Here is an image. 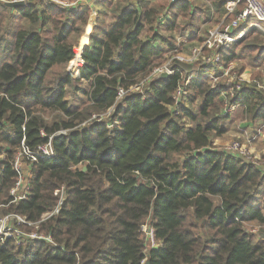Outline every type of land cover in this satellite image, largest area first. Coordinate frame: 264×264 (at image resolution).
I'll return each instance as SVG.
<instances>
[{
  "label": "trees",
  "instance_id": "16d2710c",
  "mask_svg": "<svg viewBox=\"0 0 264 264\" xmlns=\"http://www.w3.org/2000/svg\"><path fill=\"white\" fill-rule=\"evenodd\" d=\"M227 1L210 0L196 11L189 0H102L109 20L92 27L87 10L27 3L15 9L27 25L13 45L1 47L0 40V217L23 216L37 225L21 231L50 241L3 237L0 264H264V169L212 144L226 131L225 104L264 124V89L256 81L212 84L208 77L246 58L262 70L252 78L263 81L260 33L247 31L219 49L216 66L194 71L185 87L188 106L177 115L169 107L181 69L130 90L176 49L177 36L195 32L196 19L207 20L212 8L221 14ZM163 12L169 17L161 20ZM56 65L61 70L49 78ZM83 82L85 100L73 108L67 87L78 90ZM109 109L104 121L92 119ZM48 142L52 155L24 159L27 188L15 199V156ZM61 188L60 209L41 221ZM250 222L257 235L245 229ZM145 224L159 247L145 248Z\"/></svg>",
  "mask_w": 264,
  "mask_h": 264
},
{
  "label": "built area",
  "instance_id": "2783aa9c",
  "mask_svg": "<svg viewBox=\"0 0 264 264\" xmlns=\"http://www.w3.org/2000/svg\"><path fill=\"white\" fill-rule=\"evenodd\" d=\"M15 1V0H12ZM25 3H34L33 5H36L40 7L42 4V1L44 4L51 5H59L63 8H69L73 10H78V5L81 0L77 1H71V0H30V2H26V0H23ZM102 1V0H100ZM177 1H185V0H169L170 3H174ZM240 1H243L244 5L242 9H240L234 17L230 20L229 23L224 24L222 29H219V25H214L213 27L209 28L207 31V37L202 38V40L195 45L190 46L188 49L189 57L183 59L180 52H178L177 48L173 51H170L168 57H166L161 63L156 65L152 68L150 73L140 82V84L134 85L131 87L130 90H139L141 89V86L144 85V83L148 82L154 77H157L162 72H166L167 75H172L175 71L180 70L183 71V67L180 65V63H185L184 61H191L192 63L195 61H201L202 66H211L215 65L219 61V53L218 50L222 47L227 48L230 46L234 41H237L239 37L241 38V28H244V33H246L248 30H251L253 28H257L260 30H263L264 26V0H234L226 3V10L228 11L227 14L232 12L233 6ZM38 3V4H37ZM232 5V6H231ZM168 12H163L161 16V20L166 17ZM251 17L256 20L257 23H248L247 19ZM258 25V27H257ZM262 26V27H261ZM243 31V30H242ZM177 39V46L184 44L187 40L182 37L178 36ZM198 44V45H197ZM205 51H207L205 53ZM172 54V55H171ZM167 59H169L167 61ZM170 59L175 62H177L174 65H169ZM180 62V63H178ZM185 70V69H184ZM227 72V71H226ZM192 75H188L185 78L191 79ZM216 78V77H215ZM184 80V77L182 76L181 82L176 87L174 93H173V104L169 107L170 110H172L173 115H177L178 111H180L181 107L184 106L185 101V86L187 84V80ZM243 80L239 79V83H242ZM248 82L249 81H245ZM118 98H121L125 91L121 88L118 90ZM235 106L234 105H227L225 104V107L223 109V115L225 113H228L230 110H233ZM112 109H109L107 112H109ZM99 115H93L92 119H95L97 121H104V118L106 117V113ZM110 115V114H109ZM108 115V116H109ZM107 118V117H106ZM58 134H64L65 130H60L57 132ZM239 146L237 142L231 143L227 147V151L225 153L232 154L238 159H242L246 163H250L256 167H261L264 169V165L262 162L259 164L253 160L247 159L243 155V151L238 149ZM52 155V148L50 142L42 144L38 147L36 152H31L25 149V147H22L21 150L17 153L15 160H14V169L18 172V178L14 184V186L11 188L10 193L11 195L16 199L20 192L24 191L27 188V179L25 175V170H23L20 167V162L18 158L22 157L23 159H28L29 161H33L36 159L37 156H50ZM264 160V158H263ZM24 177V178H23ZM26 179V180H25ZM54 194L58 197L57 204L53 207L52 210H50L48 213H46L41 221L47 219L48 217L56 214L58 210L61 207V204L65 198L64 190L61 188L59 190H56ZM20 225H27V226H35L37 223H33L28 221L25 217L10 213L6 214L2 217H0V239L3 237H9L11 235H15L17 239L19 238H42L47 241H50V238L48 236H45L43 234H38L35 231L31 232H23L21 231L18 226ZM143 235H144V246L145 248H157L159 247V243L155 240L153 235V229L151 226L145 224L142 228ZM145 260L143 259L141 264H144Z\"/></svg>",
  "mask_w": 264,
  "mask_h": 264
},
{
  "label": "rangeland",
  "instance_id": "374dc122",
  "mask_svg": "<svg viewBox=\"0 0 264 264\" xmlns=\"http://www.w3.org/2000/svg\"><path fill=\"white\" fill-rule=\"evenodd\" d=\"M7 1H12V0H0V11H1L0 12V40H1V42H4L1 44V47L3 46V44L9 43V42H11L13 45L14 40H15L16 31L19 30V28H21L22 26L24 27L27 25V21H24L20 16H18L15 9L9 8L5 5V2H7ZM33 1H35V0H33ZM71 1H77V0H71ZM192 1H193L192 3H193L194 7L198 6L199 8L204 9L203 8L204 2L202 0H192ZM26 2H30V0H26ZM44 6H47V4H44V2L42 1V4L40 5V7L43 8ZM35 7L37 9L39 8L36 5H35ZM78 9H80L82 11L83 10L89 11L88 23H89L90 27L93 26L94 20H96V19L103 18V19H105L106 22H108V20H109V16H108V13L106 11V8H104L103 3L100 0H81L79 2ZM230 13L236 14V12H230ZM229 14H226L221 20H219L221 18V14L214 13L212 16V18L214 19L213 21H217V20H219V21L216 23H212V24L211 23L208 24V21L206 22V20H202V19L196 20L195 21L196 24L192 27V29L196 33L193 32V34L195 33L196 38L197 37L205 38V37H207V31L209 30V28L213 27L214 25H219V29H222L224 24L229 23L233 17V15L229 16ZM252 21H255V23H257L254 18H252ZM178 22L179 23H185V20L183 18H178ZM258 25H257V27H258ZM262 28H263V30L253 28V29L248 30V31L259 32L260 33L259 35L262 38V41L264 44V26ZM186 33H189V32H185V35H188ZM84 36H86L85 31H84V34L82 35V37L84 38ZM238 40H240V38ZM234 42H236V41H234ZM187 43L188 42H185L183 45H180V43H179V47L178 46L176 47L178 49L177 51L180 52L181 54H183L182 55L183 59L189 57L188 45L190 46L191 44L190 43L187 44ZM230 46H228V47H230ZM206 52L207 51H205V53ZM169 53L170 52H168V53L166 52L164 54V59L166 57H168ZM219 59H220V56H219ZM168 60L169 59H167V61ZM184 62L185 63H180V62H178V63H180V65L183 67V69H185L182 72V75L184 76L183 82L185 80H187V84H188L190 79L185 78V77H187L188 75H192V73L194 71H198L200 69H203V66L201 64V61H195L192 63L191 61H189L187 59V61H184ZM176 63L177 62H175L174 60L172 61L170 59L169 65H174ZM217 63L215 65H211V66H216ZM243 64L245 66L244 71L239 73L238 71ZM219 69H221L223 71V73L218 75L216 78L212 73L208 74V77L210 78L212 84L218 83V82L229 83V84L233 83V82L239 83V79H242L243 82H245V81H249V82L250 81L251 82L256 81L255 83H257L258 86H260L264 89V80L261 81V80H257V79L252 78V75L255 72H262L261 67L251 66V64L248 62V60L246 58H241L240 60H237L235 62H231L226 67H222L220 65ZM59 70H61V67L58 65L52 67L48 77L51 78ZM187 84H186V86H187ZM78 85H79V87H81L78 90H74L72 87H67V96L66 97H67L68 101L71 103L73 108L74 107H80L82 105L83 101L85 100V95L83 92L89 88V84L87 82L79 83ZM185 91H186V89L184 90V92ZM185 94H186V92H185ZM197 103L198 102L196 101L195 106ZM184 106L185 107L188 106V98H185ZM239 107L240 106H238V107L235 106L233 108V110H230L228 112V114L225 113V115L227 114V116H228L226 118V120L224 121V126L226 127V131L222 135L216 137V138H218V140L216 139L214 142H212V144L218 150L226 152L227 147L231 143L237 142V144L239 146L238 149L243 151V155L247 159L253 160L259 164L262 162V164L264 165V160H263L264 148H262L263 145L261 144V142L259 140L260 138H258V136H262V134L255 135L256 133L255 134L251 133L253 135H251V134L246 135V133L244 131H246L247 127L244 124H241V123H244L245 116L243 113V109L239 108ZM112 111L113 110H110L109 112H107L105 114L106 117L109 114H111ZM178 113H179V111H178ZM49 117L50 116H48L47 118H49ZM106 117L104 119H106ZM260 122L262 124V127L260 129V131H261V130H264V124L262 121H260ZM84 124H85V122H83L81 125H84ZM18 160L20 162V167L23 170H25L26 165H27L26 161H24V159L22 157L18 158ZM263 189H264V187H263ZM244 226L248 232H252V233H254V235H257V233H258L257 231H258L259 226L255 222L245 223ZM30 227H28V228H30ZM32 227L35 228V226H32ZM255 237L257 238L258 236H255Z\"/></svg>",
  "mask_w": 264,
  "mask_h": 264
},
{
  "label": "crops",
  "instance_id": "0c3cea01",
  "mask_svg": "<svg viewBox=\"0 0 264 264\" xmlns=\"http://www.w3.org/2000/svg\"><path fill=\"white\" fill-rule=\"evenodd\" d=\"M190 2H191V4H192V8H195L196 9V11H199V9H201V8H199L198 6H196V7H194L193 6V1L192 0H189ZM204 3H203V6H208L209 4H210V0H202ZM230 1H234V0H228L227 2H230ZM226 2V3H227ZM29 4V3H28ZM31 4H34V3H31ZM237 5H238V3L237 4H235L232 8H233V10H232V12H238L239 10H237ZM232 6V5H231ZM203 8H205V7H203ZM226 8H227V6H226V4H225V6H224V8L221 10V18L219 19V20H221L226 14H227V10H226ZM12 9H14V8H12ZM210 15H209V18L206 20V22L208 21V24L209 23H216V22H218L219 20H217V21H213L214 19L212 18V16H213V14L214 13H217V11L214 9V8H212V10L210 9ZM218 14V13H217ZM235 14V13H234ZM230 15H233V14H229V16ZM167 17H169V13L166 15ZM233 17H234V15H233ZM232 17V18H233ZM198 19H202V18H200V17H198L196 20H198ZM255 21H248V23H254ZM243 30V31H242ZM240 33H241V38H242V36L245 34L244 33V28H241L240 29ZM190 33V32H189ZM189 33H186V34H188V35H185V33L184 34H182V35H179V36H182V37H184L187 41L186 42H188L187 44H191V45H195L196 43H198V42H200L201 40H200V37H197L196 38V35H195V33L193 34H189ZM240 38V37H239ZM197 41V42H196ZM183 45V44H182ZM190 45V46H191ZM189 45H188V48L190 47ZM238 107V106H237ZM239 108H241V107H239ZM241 124H244L246 127H247V129H246V131H244L245 133H246V135H248V134H251V133H253V134H255V135H259V134H262V136H258V138H260L259 140H260V142H261V144L263 145V147L262 148H264V130H261L260 131V129H261V127H262V124H261V122L260 121H255V122H250V121H248L247 119H246V117L244 118V123H241ZM253 134H251V135H253ZM218 140V138H216V137H213L212 138V142H214L215 140Z\"/></svg>",
  "mask_w": 264,
  "mask_h": 264
},
{
  "label": "water",
  "instance_id": "95a60500",
  "mask_svg": "<svg viewBox=\"0 0 264 264\" xmlns=\"http://www.w3.org/2000/svg\"><path fill=\"white\" fill-rule=\"evenodd\" d=\"M5 5L9 8H18V7H21V6H24L25 5V2L23 0H15V1H7L5 2ZM168 75L166 72H162L161 74H159L157 77L159 78H166ZM85 169V167L83 168ZM144 264H148V261H145Z\"/></svg>",
  "mask_w": 264,
  "mask_h": 264
}]
</instances>
